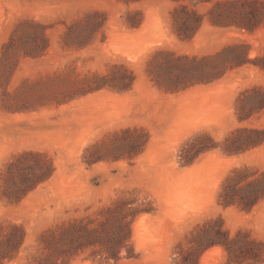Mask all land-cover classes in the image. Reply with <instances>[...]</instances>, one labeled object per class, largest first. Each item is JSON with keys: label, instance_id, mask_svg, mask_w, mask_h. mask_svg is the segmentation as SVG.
I'll use <instances>...</instances> for the list:
<instances>
[{"label": "rangeland", "instance_id": "1", "mask_svg": "<svg viewBox=\"0 0 264 264\" xmlns=\"http://www.w3.org/2000/svg\"><path fill=\"white\" fill-rule=\"evenodd\" d=\"M262 176L264 0H0V264H224Z\"/></svg>", "mask_w": 264, "mask_h": 264}, {"label": "trees", "instance_id": "2", "mask_svg": "<svg viewBox=\"0 0 264 264\" xmlns=\"http://www.w3.org/2000/svg\"><path fill=\"white\" fill-rule=\"evenodd\" d=\"M185 60L187 59H172V61L174 62H181ZM221 70L222 67H214L212 71H210L206 76V80H213L215 78H218L222 75ZM206 74L207 73H205V75ZM178 86L179 85L176 84L173 88H178ZM243 134L249 140L247 141L248 143L246 147H251L256 144L257 141H254L250 137L251 134H255V129H244ZM215 146L216 145L213 143V141L208 138L205 143L200 142L196 146H191L189 148V151L184 152V157L182 158L185 163H190L198 155L214 149ZM236 175L237 177H240V179H243L245 177V174L242 173H236ZM242 192H247V194L238 195V198L240 199L238 203L243 209H250L264 194V176H262L260 179H256L252 182L246 183L243 187L235 190L233 194L235 196L236 193ZM234 202L236 201L233 198V195H228L227 197L223 198L222 205L224 207H227ZM126 206L127 205L124 204L119 208H116L117 210L108 211L110 216L114 215L116 218L118 233L115 237H111V239L108 241L110 244H112L111 247H107L105 245V247L102 248V252L105 255L106 259L117 260L118 255L126 246L125 243L128 239L127 232L129 231L127 222L129 212L125 211ZM79 233V236L90 238L94 237L95 239H97L95 233L87 229H79ZM217 237H221V241L213 240V242H211L209 245H206L204 249H207L213 245L222 246L226 253V262L224 264H264V243L245 240L242 238L240 233H237L232 238L228 235L217 233Z\"/></svg>", "mask_w": 264, "mask_h": 264}]
</instances>
